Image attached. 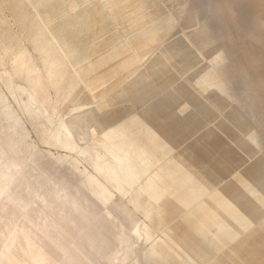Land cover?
<instances>
[{"label":"rangeland","instance_id":"rangeland-1","mask_svg":"<svg viewBox=\"0 0 264 264\" xmlns=\"http://www.w3.org/2000/svg\"><path fill=\"white\" fill-rule=\"evenodd\" d=\"M220 1L243 14L240 0L241 9ZM248 2L264 13L261 0ZM210 5L0 0V96L27 135V142L22 133L6 142L0 119V147L22 155L15 169L0 170V264H109L116 250L124 262L148 264L145 227L159 242L161 264H264V103L256 88L240 95L222 83L250 76L238 67L237 46L255 55L261 48L247 12L232 17L241 29L210 15ZM94 10L102 22L91 30L81 18ZM236 36L237 52L225 53ZM205 74L220 80L219 92L203 85ZM8 87L54 105L53 123L22 113ZM66 121L75 143L64 150L50 132ZM118 126L114 142L125 148L118 169L133 167V185L121 193L104 178L100 150L103 133ZM57 177L66 191L54 186ZM225 200L231 205L222 211ZM21 229L15 258L6 242Z\"/></svg>","mask_w":264,"mask_h":264},{"label":"bare ground","instance_id":"bare-ground-1","mask_svg":"<svg viewBox=\"0 0 264 264\" xmlns=\"http://www.w3.org/2000/svg\"><path fill=\"white\" fill-rule=\"evenodd\" d=\"M238 1L239 0H236L237 3H238ZM261 1L264 4V0H261ZM220 2H219V0H214V5H210V9H211V11L209 12L210 15H211L212 11H215L217 14L222 15L224 21H227L229 24H232V22H234L232 20V17L235 16V12L233 11L234 12L233 13L232 11L230 12L229 10H227V9H230L231 7L230 8L228 6L225 7L226 2L225 3L221 2V4H220ZM240 2L242 3L241 6H242L244 12L245 13L247 12L248 15H250V21H247V23L250 22L251 25H253V29H254L253 31L254 32L251 33V36L255 40V42L257 44V48H259V49L261 48L262 51L260 50V53H258L259 55H255V54H252L253 51L246 52V49H245V52H244L243 48H241L240 46H237V47H239L238 49H240V50L238 53H236L237 51H235L236 50L235 45H237V44H235V42H239L237 40L238 36H236L235 39H233L232 43L230 44V48H228L224 52L225 53H227L228 51L231 52V50L233 52H235L239 56L238 67L247 69L248 72L250 73V76L246 80H237L234 83H233V80H231V81L229 80L227 82L222 81V83L224 85H226L227 88H229V86H227V84H234L235 86H238L235 89L237 90V92L240 95L242 94V92L244 91V89L247 85L251 86L252 88H256V91L258 92L261 103H264V13L259 12L257 10V8H258L257 4H254L252 2H248V0H240ZM40 3H41V1L39 2V4ZM237 3L235 5H237ZM218 5H219V9H218L219 11L217 9H215V7H218ZM237 6H235V8ZM241 6L239 4L238 9H241ZM109 8H111V7H109ZM239 11H241V10H239ZM239 11L236 14L237 18H239L238 14L242 15V16L246 15L244 12H243V14H240ZM223 15H225V16H223ZM248 17L246 18L247 20L249 19ZM241 18H244V17H240V19ZM246 19H245V21H246ZM101 22H102V14L98 10H94L92 12L85 13L81 18L82 25L86 26L87 28H90L91 30H95ZM233 24H237V23L234 22ZM233 26L236 27V25H233ZM237 26H240L239 23L237 24ZM240 28L242 29V25L240 26ZM239 29H237V32ZM60 31L64 32L65 35H66V32H68L67 34L71 33L72 36L76 35V33L70 32L67 29H61ZM240 31H242V30H240ZM149 39L154 40L153 32L149 33ZM256 44H254V47ZM241 49H243L242 50L243 52H241ZM259 49H257V50L259 51ZM247 51H249V49ZM131 60H132V57L130 58V61ZM220 60L222 61V58L217 56L216 61L218 62ZM121 63L123 65L122 71H125L128 68L127 67L128 63H126L125 61H122ZM215 79H216V75L213 78H209L208 75L205 74V77L203 78V85L205 87L215 88L219 92V89H218L219 84L218 83L220 80L216 79L217 80L216 81ZM45 85H46L45 81L43 79H39L38 86L44 88ZM65 91H66V89L64 88L63 92L65 93ZM8 93L12 97L13 101L16 102L18 109L22 113H27V114L31 115L35 120L39 119L45 125H51L53 123L52 122V116H53L54 111H55V106L50 104L47 100H46L45 106H43V104H41V103H36L35 101H33L30 98V95L28 94V92L26 91V89L24 87H15V88L8 87ZM22 93H25L24 102L19 103L17 101V96L19 94H22ZM221 95L226 97V98H229L231 100V96L229 94H227V92H224ZM64 97H65V95H64ZM253 111H254V109H251L249 114L252 115ZM88 115L89 114L85 115V117H84L85 120L88 119V117H89ZM0 119L2 120V122H4L3 123L4 125H2V127H1V133L3 134V138L6 142L10 141L14 135H18L20 133H22V141L27 142V140H26L27 135L24 132L23 128L21 127L18 118L14 115L13 109L9 108L6 104H4V99L1 96H0ZM68 124H69V121L57 123L53 126V129L50 132L52 134V136L58 140V142L60 144L59 147L61 146V148H63L64 150L65 149L67 150L71 146V144L75 143V141L72 138V134L70 133V128L68 127ZM123 126L122 127L118 126V127H115L113 129H110V130L104 132L103 133L104 136H105V134L107 136L105 137L106 139L100 147V150H101V153L103 156L101 159V164H102V167L107 172V174H105L104 178L110 182H113V187L116 189L117 192H120V193L122 192V189L124 188L125 183L128 184V187H131L133 185L130 181L131 177H133L132 176V174H133L132 165L130 163H127V168L129 169L128 172L126 171L127 169H125V168L122 169L123 167L121 169H118L119 164L120 165L122 164V156H123L122 154L124 153L125 148H123L122 146L116 145L114 142V139H115V137H118L119 132L120 133L123 132L122 131ZM90 131H91L90 133H93V130L90 129ZM224 131H226L225 133H227V130H224ZM222 133H223V131H222ZM225 133H223V134H225ZM238 134H239V132H238ZM240 135L242 136L241 133H240ZM224 136H227V135H224ZM220 139H222V138H220ZM219 145H218V147H219ZM29 146L31 147V149H33L31 144H29ZM212 146H213V144H212ZM216 147H217V145H216ZM21 156L22 155L19 152H13V151L11 152V154L9 156L7 154V152H5V150L2 147H0V170L4 171V170L15 169L16 168V159L21 158ZM199 169H200V167H199ZM206 171H207V169H206ZM136 177H137L136 178V181H137L138 178L140 177V175L136 174ZM54 186L60 192L66 191L64 179L62 177H57ZM154 198H155L154 196L149 197V200L151 201V203L153 202ZM218 205L222 206V209H221L222 211H226L228 209L229 205H231V203L229 201L225 200L224 202L219 203ZM151 222H152L154 227L160 226L158 221H155L152 218H151ZM142 233H143V237H144V242L147 243L146 247L142 251V257H143L144 261L148 264H161V262L159 263V260L157 257V253H158L157 245L159 242L156 243L154 241H150V236L147 235V227H145L142 230ZM23 234L25 236L23 229H21L18 233L14 232L13 230H10L6 245H7V249L10 250L12 257L16 258L17 256H19L16 254L18 250L15 248V244H16V239L18 238V236L23 235ZM148 240H149V242H148ZM25 243L26 242L24 241V244ZM260 245H264V242L261 241ZM121 251L122 250H116L112 254V257L108 261L109 264H129L130 263V262H124L125 260L122 258L123 255H119ZM123 251H124V249H123ZM18 261L22 262L23 260H19V258H18Z\"/></svg>","mask_w":264,"mask_h":264}]
</instances>
